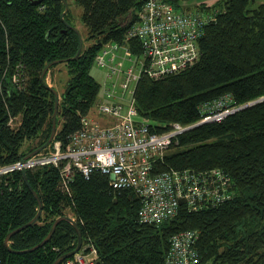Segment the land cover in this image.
Returning a JSON list of instances; mask_svg holds the SVG:
<instances>
[{
  "label": "trees",
  "instance_id": "16d2710c",
  "mask_svg": "<svg viewBox=\"0 0 264 264\" xmlns=\"http://www.w3.org/2000/svg\"><path fill=\"white\" fill-rule=\"evenodd\" d=\"M149 1L74 0L83 8L90 44L72 58L80 38L69 26H75L71 7L62 16L64 0H0V166L49 139L55 94L48 79L56 78L59 63L44 80L42 72L56 59H68L62 62L68 80L55 140L68 143L82 118L96 110L101 92V82L92 74L96 55L109 42H125ZM158 1L186 9L187 0ZM197 7L212 15L198 38L200 56L176 73L144 75L136 105L140 122L160 133L174 123L195 125L207 106L223 97L225 103L244 106L175 135L165 153L153 157L152 173L223 169L232 178L234 195L199 210L184 204L173 219L146 223L139 217L142 198L133 189L115 186L110 173L95 169L86 177L77 172L64 185L59 168L39 166L27 176L43 202L42 215L7 244V235L30 222L40 208L22 171H13L0 175V264H54L75 249L78 230L62 220L44 245L24 251L43 241L63 215L76 218L83 245L93 243L98 251V264H167L172 236L188 229L198 232L199 264H264V0H217ZM136 41L140 43L132 39L128 45L140 53Z\"/></svg>",
  "mask_w": 264,
  "mask_h": 264
},
{
  "label": "built area",
  "instance_id": "2783aa9c",
  "mask_svg": "<svg viewBox=\"0 0 264 264\" xmlns=\"http://www.w3.org/2000/svg\"><path fill=\"white\" fill-rule=\"evenodd\" d=\"M198 11L178 10L168 2L150 0L140 22L128 30L125 42H109L96 55L95 65L104 72L95 103L98 115L84 116L80 129L72 133L66 145L54 140L49 150L0 166V175L54 165L67 185L77 172L89 177L101 169L110 173L115 186L133 189L142 198L139 217L153 224L173 219L184 204L189 210H199L228 201L234 186L223 169L152 173L153 157L163 155L171 146L174 136L182 132L177 130L181 124L172 132H153L149 124L140 122L136 105L137 87L144 75L159 78L176 73L200 56L198 38L212 16ZM132 39L139 40L140 53L128 45ZM229 106L223 98L212 102L207 112L228 109L209 121L236 111ZM197 238L198 232L192 229L174 234L166 263L199 264ZM98 256L94 244L85 243L66 259V264H98Z\"/></svg>",
  "mask_w": 264,
  "mask_h": 264
},
{
  "label": "water",
  "instance_id": "95a60500",
  "mask_svg": "<svg viewBox=\"0 0 264 264\" xmlns=\"http://www.w3.org/2000/svg\"><path fill=\"white\" fill-rule=\"evenodd\" d=\"M65 1V4H66V9L65 11L63 12L62 16H64L69 8H70V5H69V2L67 0H64ZM71 28H73L78 34H79V38H80V47L78 49V52L77 54L72 57V58H77L79 56V54L81 53L82 49H83V44H84V39H83V36L81 35L79 29L76 27V26H73V25H69ZM68 59H56L54 61H51L49 62L46 67L44 68L43 72H42V79L44 80V76L46 74V72L51 68V66L55 65V64H58L60 62H64V61H67ZM48 86L50 87V89L53 91V93L55 94V109H54V113H53V119H52V130H51V135L49 137V139L40 147L36 148L34 151H32L31 153H29L28 155H26V157H31L32 155H35L41 151H43L44 149H46L47 147H49L51 145V143L54 141L55 137H56V134H57V131H58V124H57V117H58V112H59V105H60V99H61V96H60V93L59 91L54 88L53 86L49 85ZM264 99V98H262ZM260 99V100H262ZM244 107V106H242ZM27 169H23L22 170V173L24 175V178H25V181L29 184V187L31 188V190L33 191V193L35 194L36 198L38 199L39 201V204H40V208H39V211L38 213L34 216V218L28 222L27 224L21 226V227H18L17 229H15L14 231H12L11 233H9L5 239V242L8 244L11 236L19 231H21L23 228H25L26 226L28 225H31L35 222L38 221V219L41 217L42 215V212H43V202L40 198V196L38 195V193L35 191V189L31 186L29 180H28V176H27ZM183 202V201H182ZM62 220H68L70 221L75 227L76 229L78 230V245L75 249H73L72 251L68 252V253H65V254H62L60 257L57 258V260L55 261L54 264H60L63 260L67 259L68 257H71L73 256L77 251L80 250V248L82 247L83 245V236H82V232L80 230V227L78 225V222L75 218H73L72 216H69V215H63V216H60L56 219V221L53 223V226L51 228V231L50 233L48 234V236L43 240L41 241L38 245L34 246V247H31L29 249H26L24 251H32V250H35L36 248L44 245L50 238L51 236L53 235V233L55 232L56 230V227L58 226V224L62 221ZM24 251H16V252H24Z\"/></svg>",
  "mask_w": 264,
  "mask_h": 264
},
{
  "label": "rangeland",
  "instance_id": "374dc122",
  "mask_svg": "<svg viewBox=\"0 0 264 264\" xmlns=\"http://www.w3.org/2000/svg\"><path fill=\"white\" fill-rule=\"evenodd\" d=\"M67 1L69 2V5H70V7L72 9V22L79 29L81 35L83 36V39H84L83 47L86 46V45H89L90 42L87 39V33H88L87 27H86V25H85V23L83 21V18H82L83 8H82V6L76 4L74 2V0H67ZM199 1H201V3H206V5L209 6V5H212L213 3H215L217 0H187V1H184L183 7L186 8L185 9L186 11H198L199 10V7H197V5H199V4L195 5L194 2L198 3ZM201 11H203V10H199L198 12H201ZM92 74L96 77V79L99 82H101V84L103 83L104 72H103L102 69L98 68L95 65L93 67V69H92ZM55 76H56V78H54V80H52V77H49L48 83L51 86L55 85L57 87V90L60 93V96H61V94L65 90V86H66V83H67V80H68V73H67L66 66H65L64 63H62V62L59 63L58 68H56V70H55ZM251 103L246 104V106L251 105ZM229 107L236 108V110H239L240 108H242V106H234V105L229 106ZM226 109H228V108L225 107L224 109L217 110L215 112H212V111H208V113L206 112L207 113L206 114L207 116L205 115L204 118L200 119L193 126H186V125H182L181 124V126H178V129H177V125L179 123H174L173 126H172V128L169 129L170 130L169 132H172V130H175V129L182 130V132L183 131H188V130H190L194 126H199L201 124H204V123L208 122L209 119L215 117L218 114L221 115L222 113L226 112L225 111ZM95 113H97V115H98V112L96 110H93V114H95Z\"/></svg>",
  "mask_w": 264,
  "mask_h": 264
},
{
  "label": "bare ground",
  "instance_id": "6f19581e",
  "mask_svg": "<svg viewBox=\"0 0 264 264\" xmlns=\"http://www.w3.org/2000/svg\"><path fill=\"white\" fill-rule=\"evenodd\" d=\"M189 66H190V65H189ZM187 67H188V66H187ZM223 98H224V97H223ZM225 98H226V97H225ZM230 99H231V98H230ZM230 101H231V100H230ZM227 102H228V101H227ZM229 103H231V102H229ZM231 104H232V103H231ZM231 106H232V105H231ZM203 111H204V110H203ZM206 111H207V110H206ZM207 113H208V112H207ZM207 113H206V114H207ZM209 113H210V112H209ZM206 114H205V115H206ZM205 115H204V117H205ZM209 115H210V114H209ZM206 116H207V115H206ZM193 125H194V124H193Z\"/></svg>",
  "mask_w": 264,
  "mask_h": 264
},
{
  "label": "crops",
  "instance_id": "0c3cea01",
  "mask_svg": "<svg viewBox=\"0 0 264 264\" xmlns=\"http://www.w3.org/2000/svg\"><path fill=\"white\" fill-rule=\"evenodd\" d=\"M189 2V1H188ZM195 3V5H197V4H199V3H201V1H199L198 3H196V2H194ZM192 4V3H191Z\"/></svg>",
  "mask_w": 264,
  "mask_h": 264
},
{
  "label": "clouds",
  "instance_id": "9594fccd",
  "mask_svg": "<svg viewBox=\"0 0 264 264\" xmlns=\"http://www.w3.org/2000/svg\"><path fill=\"white\" fill-rule=\"evenodd\" d=\"M55 140V139H54ZM45 150V149H44ZM74 218V217H73ZM76 219V218H75Z\"/></svg>",
  "mask_w": 264,
  "mask_h": 264
}]
</instances>
